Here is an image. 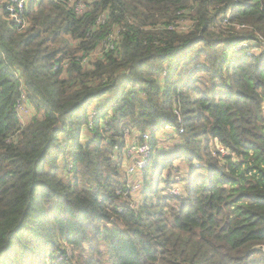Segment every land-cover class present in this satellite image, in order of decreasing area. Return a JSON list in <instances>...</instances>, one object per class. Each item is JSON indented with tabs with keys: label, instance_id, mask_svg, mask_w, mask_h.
Masks as SVG:
<instances>
[{
	"label": "trees",
	"instance_id": "trees-1",
	"mask_svg": "<svg viewBox=\"0 0 264 264\" xmlns=\"http://www.w3.org/2000/svg\"><path fill=\"white\" fill-rule=\"evenodd\" d=\"M10 3L0 264H264V0H28L21 22ZM126 129L149 137L141 201ZM178 158L192 171L174 195Z\"/></svg>",
	"mask_w": 264,
	"mask_h": 264
},
{
	"label": "rangeland",
	"instance_id": "rangeland-1",
	"mask_svg": "<svg viewBox=\"0 0 264 264\" xmlns=\"http://www.w3.org/2000/svg\"><path fill=\"white\" fill-rule=\"evenodd\" d=\"M97 103H98V101H93L88 105L87 113H88L89 119H91L94 116V114L96 113V111H97L96 109L98 106ZM100 106H101V103H100ZM29 110L32 111L33 108L28 109V111ZM30 111L25 114V116H24L25 121L27 120V117H28ZM176 115L178 116V120L183 119L179 110L176 111ZM84 132L87 135H91V131L88 129L87 130L84 129ZM157 132L159 133V138L161 140L163 139L162 136L166 132L168 134H170L171 137L177 136V133L173 132L171 130L170 125L165 126L163 131H158V129H157ZM124 133H125V136H124L125 144L123 145L122 148H120V150H118L117 153L122 156V158H123V167L122 168L125 169L129 173V176L123 171V169H121V168L120 169L124 175V178L125 179L128 178L129 184L133 188L134 196L139 197V200L141 201V196H140L139 191L143 187L142 183L145 180V176H144V171H141L140 169L137 170V168H138L137 161L140 159H145V157H144V154L141 153V151H139V152L134 151L133 146L134 145H137V146L141 145L144 142L143 141L144 139L142 141L139 140V135H140L139 133L128 132L127 130ZM171 133H173V134H171ZM62 137L64 138V136H62ZM111 139H112V137H108L109 141L107 140V142L110 143ZM82 140H87V138L83 137ZM145 140L149 142V139H145ZM179 142H180L179 138L174 139L173 141H169V143L164 144L165 146H163L164 147L163 150L169 151L170 149H173V147L176 145V143H179ZM203 143H205V139L203 140ZM167 147L169 149H167ZM217 153H221L222 155L227 154L226 150L223 149L222 146H220V145L213 146V154H217ZM68 157H70V156H68ZM172 157H173V154H169L168 159H171ZM174 165L176 168L179 166L181 169L180 172H183L184 175H186V176H188V175L184 172L185 168L190 166L191 171H192V167H191L190 163H188L187 160L185 161V159H183V160H181L179 158L176 159V161L174 162ZM133 169L137 170V171H135L136 173L134 175H132ZM202 172H204V170H202ZM165 174H166V170L161 171L160 168H158L156 170V173L152 177H150V180H149V182H151L153 184V188H154L155 184L157 183L158 177H162V178L164 177L165 178V176H166Z\"/></svg>",
	"mask_w": 264,
	"mask_h": 264
},
{
	"label": "built area",
	"instance_id": "built-area-1",
	"mask_svg": "<svg viewBox=\"0 0 264 264\" xmlns=\"http://www.w3.org/2000/svg\"><path fill=\"white\" fill-rule=\"evenodd\" d=\"M5 1L11 2L9 4V8H8L9 12H10V17L12 19L16 20L17 22H21L20 16H21V13L23 12L24 8L26 7L28 0H5ZM170 28H172V27H170ZM28 109L29 108L27 107L26 98L23 96V99L18 101L17 107H16L18 115L21 119H24L25 114L29 112ZM179 121H181V120L179 119ZM126 130L128 132H133L132 130H129V129H126ZM126 130H125V132H126ZM179 132L182 133L183 128H180ZM144 137H145V139H149L148 135H144ZM222 148L225 149L224 147H222ZM133 150L137 151V152L141 151V153L144 154L145 159H140L137 161V165H138L137 170L138 169L142 170L147 163V157L150 155L151 148L149 146V142L144 140V142L141 145H138V146L134 145ZM226 152H227V150H226ZM119 167L121 169H123L122 168L123 167V160L121 161ZM123 170L129 176V173L125 169H123ZM137 170L133 169L132 175H134L136 173L135 171H137ZM184 177H185V175L183 172H177L175 174L174 179L176 181L170 189L171 193H173L174 195H181L183 193L184 188H183L182 178H184ZM132 192L134 193L133 188H132Z\"/></svg>",
	"mask_w": 264,
	"mask_h": 264
},
{
	"label": "water",
	"instance_id": "water-1",
	"mask_svg": "<svg viewBox=\"0 0 264 264\" xmlns=\"http://www.w3.org/2000/svg\"><path fill=\"white\" fill-rule=\"evenodd\" d=\"M260 249H263V247L261 246Z\"/></svg>",
	"mask_w": 264,
	"mask_h": 264
}]
</instances>
